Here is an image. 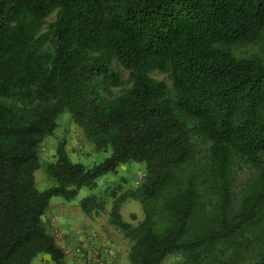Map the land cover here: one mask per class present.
<instances>
[{"label": "trees", "instance_id": "trees-1", "mask_svg": "<svg viewBox=\"0 0 264 264\" xmlns=\"http://www.w3.org/2000/svg\"><path fill=\"white\" fill-rule=\"evenodd\" d=\"M263 33L264 0H0V264L38 253L63 264L43 221L49 199L130 161L143 165L134 188L80 200L96 214L108 193L129 264H264V61L235 52ZM115 66L130 86L107 99L103 88L123 84ZM62 113L109 155L73 163L63 136L45 164L55 185L40 191V147ZM240 163L255 170L238 182ZM129 199L136 224L119 213Z\"/></svg>", "mask_w": 264, "mask_h": 264}, {"label": "rangeland", "instance_id": "rangeland-1", "mask_svg": "<svg viewBox=\"0 0 264 264\" xmlns=\"http://www.w3.org/2000/svg\"><path fill=\"white\" fill-rule=\"evenodd\" d=\"M53 19H54V15L48 18V22L52 21ZM235 52L239 56L256 55L264 61V33L258 42L247 44L245 46H240L236 48ZM114 70L118 73L119 78L123 82V84H121L120 86H107L103 88L101 90V95L102 97L107 98V99L121 94L123 91H125L130 86V83L126 82L128 78V71L124 68L117 67V66H115ZM150 76L155 79L162 80L168 86H170V81L168 79L167 74L160 73V72H151ZM57 119H58V124H59V127L57 130H59L60 127L67 129L65 135L63 134V136L69 142V146L74 151V152H69L68 154V159L71 162L80 163L84 167L89 168L93 164L101 162L107 155H109V151L107 153L106 151H96L93 148H91V145L84 139V137L81 134H79L78 129H76L74 125H72L71 122L69 121L70 115L68 113L60 114ZM72 132H73L72 138L68 139L67 138L68 133L71 135ZM195 143L201 155V161L203 162L207 154L208 143H206L202 139H197ZM44 148H45L44 151L40 152V167L37 169L39 170L36 173L37 177L39 176L42 170H45V164L49 162V156L47 155L46 147L44 146ZM235 170L237 174V180L239 182L246 176L250 175L255 169L251 167L249 164L240 163L236 165ZM140 173H143L142 164L135 163L132 161L120 164L117 168L116 173H110V174L98 177L95 181L94 188H83L78 191L77 196H79V199H81L85 197L86 195H89L90 193H91L90 195H100L102 191L105 190L106 188H109V191H110L113 187L119 184L123 186V189L134 188L141 180L142 174L140 175ZM44 177L50 180V187L55 185V180L53 178L46 177L45 175ZM38 186H40L39 182H38ZM107 199L111 200L112 202V199L111 197L108 196V193H106L104 196L105 202ZM236 203H237V200L236 198L233 197L232 205L235 206ZM126 208L127 210L133 211V213L138 218H142L143 212L141 209V205L138 201H136L135 203L134 202L127 203ZM125 220L127 221L131 220L130 216L126 214ZM247 251L248 252L245 255L246 257H248L249 259H254L256 257L255 256L256 253L251 247L248 248ZM43 254L44 253H40L39 256H43ZM225 258H224L225 260L224 264H234V262H232L231 260V257H228V254L226 255ZM175 261H176L175 259L171 258L170 260H168L167 264H175L176 263Z\"/></svg>", "mask_w": 264, "mask_h": 264}, {"label": "crops", "instance_id": "crops-1", "mask_svg": "<svg viewBox=\"0 0 264 264\" xmlns=\"http://www.w3.org/2000/svg\"><path fill=\"white\" fill-rule=\"evenodd\" d=\"M70 121V120H69ZM57 125L53 131V135L46 138L43 145L46 147L47 155L49 156V162L54 160V153L57 146L58 140L65 135L67 129L60 127L58 119L56 121ZM74 125L73 123H71ZM71 125V126H72ZM74 127L78 129L75 125ZM74 128V129H75ZM79 134L82 135L80 129H78ZM67 135V134H66ZM73 136V132L70 135L68 133V139H71ZM65 150L67 155L69 152H74L72 148L69 146V142L66 140ZM39 170L34 172L35 178V186L38 190H44L50 187V180L45 178L49 177L45 170H42L39 176H36V173ZM142 173H140L141 175ZM40 179V180H39ZM38 182L40 186H38ZM42 184V185H41ZM44 184V185H43ZM88 194V193H87ZM91 194V193H90ZM89 194V195H90ZM88 196V195H86ZM82 199V198H81ZM79 196H75L73 199L66 200L59 196H54L49 199L48 209L43 216V221L48 233H52L54 227H56L62 236L69 240L70 242L76 241L80 238L81 232L85 229H90L96 231L98 233H110L113 235V244L112 247L118 254L117 264H129L128 261V249L129 244L128 241L123 237L122 233L114 228L112 224L109 222L108 212L111 206V200L107 199L104 204V209L102 211H98L96 214H84L80 208V200ZM135 203L136 200L129 199L123 202L119 208V213L123 221L136 224L142 218H138L133 211L127 210V203ZM142 209V207H141ZM129 215V221L125 220V215ZM38 253L32 260L31 264H55L52 262L48 254H43V256H39Z\"/></svg>", "mask_w": 264, "mask_h": 264}, {"label": "built area", "instance_id": "built-area-1", "mask_svg": "<svg viewBox=\"0 0 264 264\" xmlns=\"http://www.w3.org/2000/svg\"><path fill=\"white\" fill-rule=\"evenodd\" d=\"M44 149L42 145L40 152ZM51 235L62 253L63 264H117L118 254L110 233L85 229L78 240L70 242L54 227Z\"/></svg>", "mask_w": 264, "mask_h": 264}]
</instances>
